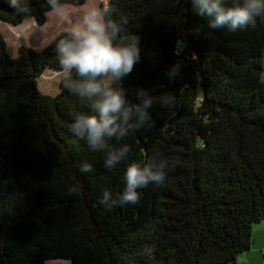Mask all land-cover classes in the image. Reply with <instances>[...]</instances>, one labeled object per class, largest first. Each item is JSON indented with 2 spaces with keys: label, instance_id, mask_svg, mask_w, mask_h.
<instances>
[{
  "label": "trees",
  "instance_id": "1",
  "mask_svg": "<svg viewBox=\"0 0 264 264\" xmlns=\"http://www.w3.org/2000/svg\"><path fill=\"white\" fill-rule=\"evenodd\" d=\"M27 7L19 14L0 0V20L44 24L52 10L48 0ZM107 7L140 43L141 59L119 87L130 102L139 88L154 96L152 124L120 141L130 153L111 170L104 153L69 130L75 115L93 111L64 87L69 74L55 95L37 85L47 67L63 69L55 45L66 31L39 51L20 46L17 56L0 33V264H235L264 220V20L232 33L207 29L188 0ZM177 62L170 81L165 73ZM162 94L175 97L174 109L160 105ZM161 159L165 182L141 189L136 204H99L103 190L122 191L128 163ZM84 163L93 171L81 173Z\"/></svg>",
  "mask_w": 264,
  "mask_h": 264
},
{
  "label": "clouds",
  "instance_id": "2",
  "mask_svg": "<svg viewBox=\"0 0 264 264\" xmlns=\"http://www.w3.org/2000/svg\"><path fill=\"white\" fill-rule=\"evenodd\" d=\"M19 14L28 11L29 0H6ZM192 11L207 22V29H226L235 33L248 27H255L257 19L264 20V0H188ZM54 13L63 19L68 13L60 0H48ZM109 7L88 8L80 22L66 30L63 38L55 45L60 66L69 74L64 87L81 100L91 102L92 113L74 116L70 132L76 140H83L93 151L104 153V167L113 169L126 161L130 146L120 143L130 132L151 125L149 109L154 104V96L144 88H139L136 101L130 102L126 92L114 84L127 77L141 59L138 37L126 38L124 26L126 18L113 20ZM204 30L197 25L195 31ZM182 49H177L176 55ZM182 64H173L165 73L171 81L181 71ZM75 72L79 79H73ZM159 103L174 109L176 99L172 95H160ZM116 141V144L111 143ZM169 162L161 159L146 163H128L123 173V189L119 193L105 189L98 198L105 208L136 204L140 190L150 184L165 182ZM81 173L93 171V166L84 163L79 166ZM69 193L76 191L69 188Z\"/></svg>",
  "mask_w": 264,
  "mask_h": 264
},
{
  "label": "rangeland",
  "instance_id": "3",
  "mask_svg": "<svg viewBox=\"0 0 264 264\" xmlns=\"http://www.w3.org/2000/svg\"><path fill=\"white\" fill-rule=\"evenodd\" d=\"M100 1L96 6H107V1ZM88 8L89 7L84 6V4L80 7H65L68 14L63 19H61L56 14H52L49 16L48 22L41 26L31 21L32 18L26 19V21L23 22L24 24L22 23L23 25L19 26H14L8 22L0 20V33L3 35L4 40L6 42L7 51L10 55L17 56L20 46L30 47L37 51L42 50L47 44L52 42L60 32H64L73 24L80 22L84 12ZM66 74L67 72L64 69L54 70L50 67H47L44 71L43 78H37L38 88L43 94L55 95L60 91L61 80ZM261 79L262 81H264V59ZM114 86L119 87L120 82H116ZM261 225L262 223L254 224L252 226V230L256 232V229ZM254 247L257 251H259L257 246ZM262 252L263 253L261 254L264 256V249L262 250ZM242 260V258L239 259L240 264ZM47 264L71 263L70 260L67 259H51L50 261H47Z\"/></svg>",
  "mask_w": 264,
  "mask_h": 264
},
{
  "label": "crops",
  "instance_id": "4",
  "mask_svg": "<svg viewBox=\"0 0 264 264\" xmlns=\"http://www.w3.org/2000/svg\"><path fill=\"white\" fill-rule=\"evenodd\" d=\"M100 0H84V6H88L89 8L90 7H93V6H96L98 5V2ZM101 2V1H100ZM83 4L81 5H75V4H64L63 6L64 7H68V6H75V7H80L82 6ZM52 14H56L54 13L52 10H50L48 13H47V20L45 23L48 22L49 20V16L52 15ZM29 18H32L31 21L35 22L37 25L41 26V25H44V24H39L35 18L33 17H27L26 19H29ZM26 19L24 21H26ZM23 21V22H24ZM22 22V23H23ZM22 23L18 24V25H14V26H19V25H23ZM260 224L262 223L261 226H259L257 229H256V232H254L252 230V237H253V244L251 245L250 249L245 251L244 253L240 254L236 261H235V264H240L239 263V259L242 258V262L241 264H264V256L261 254L263 253L262 250L264 249V220H262L261 222H259ZM254 246H257L258 250H256V248Z\"/></svg>",
  "mask_w": 264,
  "mask_h": 264
},
{
  "label": "bare ground",
  "instance_id": "5",
  "mask_svg": "<svg viewBox=\"0 0 264 264\" xmlns=\"http://www.w3.org/2000/svg\"><path fill=\"white\" fill-rule=\"evenodd\" d=\"M43 76H44V72L38 77L39 79L40 78H43ZM120 82V81H119Z\"/></svg>",
  "mask_w": 264,
  "mask_h": 264
},
{
  "label": "water",
  "instance_id": "6",
  "mask_svg": "<svg viewBox=\"0 0 264 264\" xmlns=\"http://www.w3.org/2000/svg\"><path fill=\"white\" fill-rule=\"evenodd\" d=\"M70 263H71V264H73V262H72V261H70Z\"/></svg>",
  "mask_w": 264,
  "mask_h": 264
},
{
  "label": "built area",
  "instance_id": "7",
  "mask_svg": "<svg viewBox=\"0 0 264 264\" xmlns=\"http://www.w3.org/2000/svg\"><path fill=\"white\" fill-rule=\"evenodd\" d=\"M105 1H107V0H105Z\"/></svg>",
  "mask_w": 264,
  "mask_h": 264
}]
</instances>
